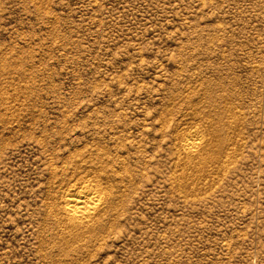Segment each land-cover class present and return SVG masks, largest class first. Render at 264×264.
I'll return each mask as SVG.
<instances>
[{
	"label": "rangeland",
	"instance_id": "rangeland-1",
	"mask_svg": "<svg viewBox=\"0 0 264 264\" xmlns=\"http://www.w3.org/2000/svg\"><path fill=\"white\" fill-rule=\"evenodd\" d=\"M0 264H264V0H0Z\"/></svg>",
	"mask_w": 264,
	"mask_h": 264
},
{
	"label": "bare ground",
	"instance_id": "bare-ground-1",
	"mask_svg": "<svg viewBox=\"0 0 264 264\" xmlns=\"http://www.w3.org/2000/svg\"><path fill=\"white\" fill-rule=\"evenodd\" d=\"M199 137L197 134L189 136L186 140L185 146L188 149H193L198 145ZM97 200L95 194L90 190H83L74 195L68 194L66 203H73L66 209V217L69 220L71 228L77 230L81 229L86 224L85 221L90 220L93 210L95 209V201Z\"/></svg>",
	"mask_w": 264,
	"mask_h": 264
}]
</instances>
